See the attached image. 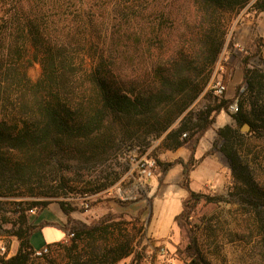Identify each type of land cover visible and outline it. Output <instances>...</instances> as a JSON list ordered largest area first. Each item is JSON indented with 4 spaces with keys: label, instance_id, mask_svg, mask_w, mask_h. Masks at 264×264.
<instances>
[{
    "label": "trees",
    "instance_id": "trees-1",
    "mask_svg": "<svg viewBox=\"0 0 264 264\" xmlns=\"http://www.w3.org/2000/svg\"><path fill=\"white\" fill-rule=\"evenodd\" d=\"M173 3L0 0V210L11 205L7 232L18 240L14 254H0V264H117L128 256L130 263L139 262L143 227L134 242L136 235L126 229V201L90 222L71 217L74 207L62 199L57 202L68 214L64 223H35L27 211H40L49 198L66 197L77 187L83 194L108 189L131 158L156 140L153 151L189 150L187 159L163 163L155 157L160 185L172 166L182 165L179 185L188 193L174 222L185 230L187 243L179 252L188 264H214L190 216L199 200L220 197L192 190L189 173L200 139L234 99L198 102L211 101L209 85L232 19L247 5L255 14L263 12L264 0ZM263 46L264 37L253 39L241 61L235 124L216 130L230 169L229 201L239 203L255 229L231 232L229 241L252 243L253 264H264V150L250 147L239 126L247 123L251 135L264 136V68L251 61ZM35 62L41 74L32 80L27 70ZM3 222L1 217L0 227ZM47 225L73 235L35 245L33 236ZM43 246L48 252L35 255Z\"/></svg>",
    "mask_w": 264,
    "mask_h": 264
},
{
    "label": "rangeland",
    "instance_id": "rangeland-1",
    "mask_svg": "<svg viewBox=\"0 0 264 264\" xmlns=\"http://www.w3.org/2000/svg\"><path fill=\"white\" fill-rule=\"evenodd\" d=\"M180 3L181 0H174L173 4L176 6ZM257 14H255L254 11L248 10L247 5L234 19H232L230 23L227 41L216 66L218 74L214 77V80L218 79L225 85V92L221 96L222 98H238V92L243 90V71L241 61L247 54L246 49L250 48L253 39L260 36L264 37V25H259V23L264 20V11L261 12L262 16L258 20ZM248 24V33H242L246 30ZM237 29L240 30L238 34L239 36L235 34ZM31 52L32 49H29V55ZM251 61L264 68V46L262 47L261 54L252 58ZM27 73L32 80H37L41 74L40 64L37 62L33 63V65L28 68ZM211 85L212 83L209 85V89ZM230 86L235 87L234 94L230 97H226L227 87ZM226 110L228 111V108ZM246 124L247 123H243L239 126L240 131L246 134V142L250 147L264 150V136L259 138L251 135L249 124H247V128H244V125ZM219 141L220 139L217 137L215 145H217ZM158 143L159 140H156L153 146L145 152L158 158L161 162L166 163L167 159H162L161 157L164 150L157 148L153 151V148L156 147ZM156 164L157 167L154 177L159 179L161 165L157 162ZM208 166L209 168L217 166L219 169L218 177L224 173L225 182L222 188H215L213 187V184H210L198 191L209 193L210 195L221 198H218L215 202L208 203L201 199L194 206L190 221L198 230L199 245L202 251L214 264H253V258L250 255L252 243H246L244 240L239 239L229 241L228 234L231 232L239 233L241 229L250 231L248 226L252 227L251 223L253 220L244 213L237 201H229L230 169L228 161L221 152V155L217 157V163ZM123 181L126 182L125 174L108 188H112L111 193H108L105 191L107 189H105L95 194H89L92 195V197L88 199H84L85 194L81 193L82 190L78 187L66 197L49 199L51 202H57V200L60 199L70 201L71 205L74 207L73 211L78 212L85 221L90 222L108 211H115L117 209L115 207L116 204L118 205V210H120V203L124 201L119 198L114 188ZM158 185L160 186L159 181ZM163 192V190H160L159 194H162ZM140 196H142L141 193L135 195V198L125 200L127 204L124 207L126 208L125 219L129 221L126 227L127 233L129 236L136 235L134 242L139 240L138 228L143 227V238L141 239L140 244H137L136 246L139 253L141 252L142 257L139 262L134 261L130 263L131 256H128L117 264H188L187 258L179 252V249L183 248L187 243V236L185 230L180 228L173 221V201L169 202L165 197L156 196L153 197L152 201L151 199L149 201ZM3 199L11 200V197ZM26 199L35 200L38 198L28 197ZM85 204H87V206ZM2 206L7 207V211L3 212L0 210V212L4 213L2 216L0 214V218L3 217L6 220V222H3L0 227V254L6 253L7 256H10L16 252L18 248V240L16 236L10 235L7 232L11 229V222L13 220L10 211L11 205L4 204ZM141 209L143 211L137 217L139 210ZM30 210L27 211L29 217L36 218L38 210L35 208L32 209V211ZM252 214L253 213H251V216ZM252 230L255 231L253 227ZM167 233L168 235L163 239L159 240L155 237H161L163 234ZM160 247L164 248L163 254H161V251L159 250Z\"/></svg>",
    "mask_w": 264,
    "mask_h": 264
},
{
    "label": "crops",
    "instance_id": "crops-1",
    "mask_svg": "<svg viewBox=\"0 0 264 264\" xmlns=\"http://www.w3.org/2000/svg\"><path fill=\"white\" fill-rule=\"evenodd\" d=\"M261 12L257 14V20L261 17ZM264 18V15H263ZM264 25V20L259 23V25ZM249 30V24L246 26V30L242 33L247 32ZM239 29L236 30L235 34H239ZM239 36V35H238ZM239 43V42H238ZM238 45V44H237ZM233 86V85H232ZM235 87H227L226 97H230L234 94ZM215 100V95L212 93L211 101L208 98H202L198 104L204 105L207 102L213 103ZM231 113L227 110H221V112L216 116V120L214 122L213 127L209 128L205 134L200 139L197 148L194 153V157L196 160V164L193 169L189 173V187L194 191H199L204 187L213 184L215 188H222L225 182V175L222 173L219 177V169L217 166L213 168H209L208 165L216 164L217 157L221 155V151L219 150L222 140H220L217 145V133L216 130L219 127L224 126L225 124H235L232 119ZM189 155V150L184 147H178L174 150H164L161 154L162 159H167V161H173L177 158L187 159ZM221 170V169H220ZM182 176V165L180 163L172 166L165 178L163 183L159 186L158 179L153 177L149 181V185L146 189L141 191L143 199L149 200L153 199V197H165L169 202L173 201V212L172 217L174 221V217L181 212L182 210V200L187 196L188 191L179 185V181ZM163 190L162 194H159V191ZM115 207L118 209V205ZM120 207V206H119ZM71 217L85 219L76 211H71ZM68 214L62 209L58 202H51L45 208L38 211L37 217L31 219L35 223H40L43 221L49 222H57L64 223L67 220ZM153 235V234H152ZM167 234H163L161 237L155 236L157 239L165 238ZM66 234L54 227V226H44L41 228L40 232L36 233L32 240L35 245L40 244H48L53 243L59 240L64 239ZM154 236V235H153Z\"/></svg>",
    "mask_w": 264,
    "mask_h": 264
},
{
    "label": "built area",
    "instance_id": "built-area-1",
    "mask_svg": "<svg viewBox=\"0 0 264 264\" xmlns=\"http://www.w3.org/2000/svg\"><path fill=\"white\" fill-rule=\"evenodd\" d=\"M210 89L215 96L221 97L225 92V85L222 81L216 79L213 80ZM238 100V98H235L228 105V111L230 113H235L238 111ZM156 167L157 164L155 157L149 155L147 152L139 156L132 157L130 161V167L125 173L126 182L123 181L116 188H114L119 198L122 201L129 200L135 198V195L146 189L149 185V181L155 176ZM111 190L112 188L105 191L111 193ZM91 197L92 195L89 194L84 195V199ZM85 205L87 206V204ZM30 211H32V209ZM72 235L73 234L70 233L69 235H66L64 239L67 241ZM159 250L161 251V254L164 253L163 247H160ZM46 252H48V248L43 246L41 248L35 249L34 254L40 256Z\"/></svg>",
    "mask_w": 264,
    "mask_h": 264
},
{
    "label": "water",
    "instance_id": "water-1",
    "mask_svg": "<svg viewBox=\"0 0 264 264\" xmlns=\"http://www.w3.org/2000/svg\"><path fill=\"white\" fill-rule=\"evenodd\" d=\"M248 127V125L246 124V125H244V128H247Z\"/></svg>",
    "mask_w": 264,
    "mask_h": 264
}]
</instances>
